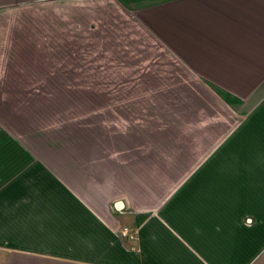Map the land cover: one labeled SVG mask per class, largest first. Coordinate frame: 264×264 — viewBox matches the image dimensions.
Here are the masks:
<instances>
[{
	"label": "crops",
	"instance_id": "0c3cea01",
	"mask_svg": "<svg viewBox=\"0 0 264 264\" xmlns=\"http://www.w3.org/2000/svg\"><path fill=\"white\" fill-rule=\"evenodd\" d=\"M156 9L173 61L235 100L234 134L186 172L164 173L133 168L144 152L67 150L0 120V264H264V0ZM147 170L187 177L131 189Z\"/></svg>",
	"mask_w": 264,
	"mask_h": 264
},
{
	"label": "rangeland",
	"instance_id": "374dc122",
	"mask_svg": "<svg viewBox=\"0 0 264 264\" xmlns=\"http://www.w3.org/2000/svg\"><path fill=\"white\" fill-rule=\"evenodd\" d=\"M170 1L1 8L0 120L36 142L49 134L67 150L146 153L133 168L196 166L243 117L234 99L193 78L157 39L156 6ZM147 171L132 177L131 189L136 180L166 186L187 177Z\"/></svg>",
	"mask_w": 264,
	"mask_h": 264
},
{
	"label": "built area",
	"instance_id": "2783aa9c",
	"mask_svg": "<svg viewBox=\"0 0 264 264\" xmlns=\"http://www.w3.org/2000/svg\"><path fill=\"white\" fill-rule=\"evenodd\" d=\"M122 234H123V236H127V237H129V235H130V231H129V229L124 228L123 231H122ZM131 237H132V236H131ZM132 239H133V237H132Z\"/></svg>",
	"mask_w": 264,
	"mask_h": 264
},
{
	"label": "water",
	"instance_id": "95a60500",
	"mask_svg": "<svg viewBox=\"0 0 264 264\" xmlns=\"http://www.w3.org/2000/svg\"><path fill=\"white\" fill-rule=\"evenodd\" d=\"M121 206V203L118 204V207Z\"/></svg>",
	"mask_w": 264,
	"mask_h": 264
},
{
	"label": "bare ground",
	"instance_id": "6f19581e",
	"mask_svg": "<svg viewBox=\"0 0 264 264\" xmlns=\"http://www.w3.org/2000/svg\"><path fill=\"white\" fill-rule=\"evenodd\" d=\"M121 207V206H120Z\"/></svg>",
	"mask_w": 264,
	"mask_h": 264
}]
</instances>
